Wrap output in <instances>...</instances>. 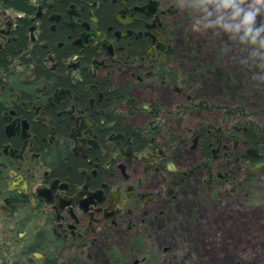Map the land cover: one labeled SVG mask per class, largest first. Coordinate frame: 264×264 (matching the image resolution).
<instances>
[{"label":"flooded vegetation","instance_id":"af4514ba","mask_svg":"<svg viewBox=\"0 0 264 264\" xmlns=\"http://www.w3.org/2000/svg\"><path fill=\"white\" fill-rule=\"evenodd\" d=\"M177 10L0 0L1 264H157L154 224L192 178L263 174L264 119L189 88Z\"/></svg>","mask_w":264,"mask_h":264},{"label":"rangeland","instance_id":"374dc122","mask_svg":"<svg viewBox=\"0 0 264 264\" xmlns=\"http://www.w3.org/2000/svg\"><path fill=\"white\" fill-rule=\"evenodd\" d=\"M174 1L176 59L189 88L264 119V0ZM218 167L233 170L234 186L206 188L197 174L154 224L162 243L148 245L160 254L157 264H264V172L248 186L236 164L220 159ZM12 255L0 250V264ZM100 264H107L103 257Z\"/></svg>","mask_w":264,"mask_h":264},{"label":"trees","instance_id":"16d2710c","mask_svg":"<svg viewBox=\"0 0 264 264\" xmlns=\"http://www.w3.org/2000/svg\"><path fill=\"white\" fill-rule=\"evenodd\" d=\"M244 34L246 37L250 38L251 40L255 39V36L252 34L251 29L249 27L245 29ZM245 184H247V182ZM248 184L252 185L253 181L252 180L248 181Z\"/></svg>","mask_w":264,"mask_h":264}]
</instances>
